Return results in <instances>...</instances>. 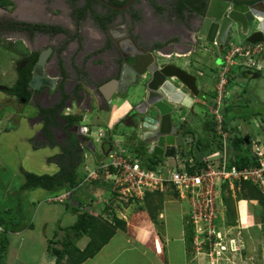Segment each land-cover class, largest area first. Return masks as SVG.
Returning a JSON list of instances; mask_svg holds the SVG:
<instances>
[{
	"label": "crops",
	"instance_id": "1",
	"mask_svg": "<svg viewBox=\"0 0 264 264\" xmlns=\"http://www.w3.org/2000/svg\"><path fill=\"white\" fill-rule=\"evenodd\" d=\"M157 1V3L156 1L152 3V6L155 10L151 7L147 9L148 13H144L143 18L145 17V22L138 24V33H140L145 39H153L154 43H156V46L166 44L167 51L174 52L178 56L181 55V63L177 65L182 66V69L196 77V85L198 89V78L202 77L203 74L202 72L197 71L196 68L197 66H202L205 64L209 66L213 74L211 77L212 83L209 86L207 85L208 83H203V89L206 90V92H204L205 95L201 96L200 92V96L194 98L196 103L198 100H204L206 103H209V101L213 98V87L217 74L223 65V54L226 46H224L223 49H218L216 46L206 45V49H203L204 47H200L199 45L193 48V46L190 45L194 43V38L190 32L188 24V16L191 14L189 7L186 9L178 7L177 10L172 11V13H169L167 16H165L161 11L162 4L160 3V0ZM226 45H228V43ZM104 58L105 57H103V59ZM101 59L95 57L94 62L101 63L100 61L103 60ZM104 61L106 62L107 60L104 59ZM234 68L237 67L231 68L228 86V89H230L234 95L233 99L229 103L232 104L233 109L232 107L230 108V112L228 113V116L226 115V117L225 114H223L224 110H222L221 113L224 119L223 129L225 127V121L227 120L228 122L226 129L230 130L229 128L233 127L231 130L236 131L237 128H241L240 132L242 133V129H245V127L235 122L237 117L234 109L239 103L247 104L249 102V97L255 98L259 104H264L259 101L258 98L261 99L260 96L258 97L257 95L251 94L249 90V86L255 81L261 80L264 83V66L260 69L252 68L247 70L248 72L239 73L237 77H235ZM134 90L135 88H131L126 96L115 94L107 106L102 105L100 100L97 102L92 100L90 109L83 110L84 112L88 113L89 120L86 124L88 127L93 124H97L102 128L104 127L106 132L105 137L101 139L102 145L101 148H99L100 150L93 146L94 150H91V152H94V154L92 155L96 156L97 150H99L100 155L101 152H104L105 155L108 156L112 150L113 141L115 140L118 142L119 140L121 146L131 152V154L134 155L136 159H138L134 153L136 143L131 141L127 137V134L124 133L131 132L132 130V127L129 126L125 121L128 112L136 103L141 100V96L133 93ZM199 91L201 90L199 89ZM196 105H198L199 108L201 107L199 103ZM192 111L194 110L186 111L184 113L185 121L183 119L181 120V124H179V131L184 136L186 133L190 134L195 139V141L199 142V152H197V154L212 152L213 149H217L215 148V146H217L215 141L220 142V139L216 136L215 127L212 125L209 116L207 114L199 115V111H197L199 122L190 123L189 126H186V124L189 122L188 116L190 113H192ZM20 116L21 118L18 120L17 125H13L12 128L9 129L6 128V132L9 133L10 131L11 133V143L9 141L0 140V159H5L3 160V163L0 164V172H2V170L6 171L0 174V189L2 191L4 189L6 191V187L8 186H10V188L11 186H16L18 188L21 185V182L19 181L16 183L14 174L8 173L7 171V166H10V162H8L10 159L8 156L9 154L15 162L16 160L21 161L23 158L30 160L31 157L38 161H42L44 165H46L48 162L46 158L40 157L39 152H37L39 149H41L40 146L39 148L37 147L31 150L30 144L24 141L25 139L30 138L31 135H36V133H39L41 128L39 123L31 122L28 124L27 121H25V115L23 112L20 114ZM227 117H229V119ZM14 127H16L14 130L15 132L12 130ZM192 129L196 130L195 134H193ZM29 131H31V133H29ZM206 133L209 136L204 137ZM8 143L11 145V150L6 152V147L9 148ZM230 150L231 149L229 146L228 151ZM26 159H24L23 162H25ZM231 159L232 155L229 156L230 161ZM177 160V156L173 157V161L177 162ZM163 161H165V159ZM100 162L101 160H97L96 157L93 159V165H97ZM168 163L171 166H174L172 163ZM51 164L53 163H50L49 165ZM53 165L56 166L55 164ZM23 167L24 163H22V165L19 163L20 174H23V171L30 172L28 168L24 170L25 168ZM6 192L8 194L10 190H7ZM101 192L106 194V190L104 188H101ZM148 193L149 194L146 195V198L138 200V202L135 204L136 206L133 208L129 205V209L132 212H127L128 217L127 214L123 213H119L120 217L119 215L114 214L116 218L125 222L124 230L122 231L118 229L112 238L92 258L87 259L81 264H193L189 256L193 249V245L191 242L190 247H188L186 243V226L189 217V207L187 201L179 196L174 189L170 188H167L162 192ZM50 196L51 194L42 189H37L30 192L28 195V201L31 206V212L28 216V220L33 225V228L27 230H17L7 234V248L10 249V245L16 246L17 252L11 248V250L15 252V255H12L14 256L13 260H15V262L20 264H28L17 259L20 241H18V239H12L10 242L9 238H18L21 234L27 235L29 231L36 232L39 229L46 227L48 223H51V221L48 220L45 212L50 210L54 213L53 210L58 211L57 208L53 207L52 210V207H47L49 209L45 210L42 206L43 202L49 204L46 200L50 198ZM251 204H255V201H239L237 204L239 210L238 207L236 208L237 214L239 211L241 213L240 219L242 220L245 218L247 221H249V223L251 221V216H247L245 214L250 209H252ZM61 206L62 208H59V212H65L64 215H69L70 213H68L65 205ZM102 207L105 208L104 205H102ZM18 211L19 209L17 200H12L10 201L9 208L7 206L0 207V217H6V215H9L12 223H15L18 220ZM114 212H116V210H114ZM102 214H106L104 210ZM102 214L101 216L106 219V217ZM56 217L58 216L56 215ZM71 217L72 218L68 220L67 225H73L75 222L76 215L74 214ZM262 222H264V216ZM255 225L253 226V231L259 236L264 234L261 232L260 228L257 231ZM253 231L251 230L254 235L255 233ZM26 238L30 239L31 237ZM88 240L89 239L87 237H83L77 242L76 245L78 246V243L82 241V244L78 246L79 249L82 250L86 246ZM38 251L39 253L36 259V264H54V258L48 254L46 246L39 248Z\"/></svg>",
	"mask_w": 264,
	"mask_h": 264
},
{
	"label": "flooded vegetation",
	"instance_id": "2",
	"mask_svg": "<svg viewBox=\"0 0 264 264\" xmlns=\"http://www.w3.org/2000/svg\"><path fill=\"white\" fill-rule=\"evenodd\" d=\"M155 1L158 2L0 0V40L6 37L9 41L11 39L8 45L16 42L22 45V56L14 69V83L8 88L13 89L26 80V84L16 88L19 97H12L15 102L34 108L36 117H32L30 122L39 123V134L46 145L53 142L62 146L71 136L79 141L82 136L71 130L80 123L86 125L87 121L79 120L75 124L72 118L82 116L84 119V115L77 111L90 109L88 96L99 94L100 85L116 77L123 60L122 53L132 51L128 37L141 47L156 46L153 39H145L137 30L138 24L145 22L144 13L153 8ZM187 1L160 0L161 11L167 16L178 7L186 9ZM11 4L17 6L8 10L13 7ZM95 57H105L107 61L101 59V63H95ZM37 64L46 78H41L33 87L29 83ZM4 89L5 86H0V90ZM100 103L107 106L101 99ZM196 107L198 105H194L192 110ZM183 118L185 121V116ZM125 121H133L129 112ZM131 134L129 139L133 141L136 138L133 132Z\"/></svg>",
	"mask_w": 264,
	"mask_h": 264
},
{
	"label": "water",
	"instance_id": "3",
	"mask_svg": "<svg viewBox=\"0 0 264 264\" xmlns=\"http://www.w3.org/2000/svg\"><path fill=\"white\" fill-rule=\"evenodd\" d=\"M185 6L191 12L188 24L194 38V43L190 44L193 48L199 45L206 49V45L223 49L227 43L241 36L243 39L239 42L243 45L263 46L257 68L264 66V0H188ZM127 39L131 42L132 51L127 54L121 52L123 60L118 74L100 85L99 94L91 93L88 101L92 103V100L97 102L101 99L108 105L115 94L126 96L130 87H135L133 93L141 96V100L129 111L133 121L127 122L133 128L136 138L133 142L144 147L152 158H173L183 141L179 124L184 120V113L193 109L194 98L200 95L196 77L177 65L181 63L182 56L167 51L166 44L146 48L132 37ZM38 64L29 83L33 87L41 78H46ZM74 130L82 136L79 141L86 140L87 128L75 125L71 131ZM242 138L249 145V136L244 128ZM87 148L94 150L91 141H88Z\"/></svg>",
	"mask_w": 264,
	"mask_h": 264
},
{
	"label": "built area",
	"instance_id": "4",
	"mask_svg": "<svg viewBox=\"0 0 264 264\" xmlns=\"http://www.w3.org/2000/svg\"><path fill=\"white\" fill-rule=\"evenodd\" d=\"M262 52L261 44L228 43L223 54V65L214 83L213 98L209 103L204 100H198L196 103L194 100L195 105L199 103L206 107V114L215 127L216 136L220 139L219 148L209 153L198 154L197 160L194 157H182L176 148L175 157L178 159L176 165L171 166L165 159L155 169L149 170L142 167L139 160L121 146L119 140L118 142L114 140L107 162L102 161L90 167L84 163L87 156L83 154L84 177L80 185L103 182L110 187L104 195L110 198L117 197L123 201L142 200L148 192L163 191L165 187L173 188L188 203V223L194 250L202 249L209 256L214 253L218 255L217 247L221 246L222 240L221 228L218 225L220 208L223 207L222 186L228 184L230 189H234L235 183L246 181L258 187L264 194V144L248 135L249 154L257 164L237 169L230 163L228 156V143L233 137L230 135L233 134L223 129L224 119L221 113L234 97L233 93L228 91L231 68H257ZM240 129L237 128L236 131ZM105 134V131H99L98 137L103 138ZM240 134L242 136L241 132ZM184 142L189 148L193 142L192 136L186 135ZM102 197H96L95 203L108 204V199L102 200ZM70 198L69 192H63L53 201L63 203ZM75 203L73 204L77 205L81 212L91 209L89 203Z\"/></svg>",
	"mask_w": 264,
	"mask_h": 264
},
{
	"label": "rangeland",
	"instance_id": "5",
	"mask_svg": "<svg viewBox=\"0 0 264 264\" xmlns=\"http://www.w3.org/2000/svg\"><path fill=\"white\" fill-rule=\"evenodd\" d=\"M11 6L13 7H10V9L8 8V10L13 9L17 5L11 4ZM1 38L2 40H0V86L11 87L13 86V83H14L13 79L15 77V74H14L15 65L19 61V58H21L22 56V50H21L22 45L19 42L8 45V42H11V39L9 41V39H7L6 37H1ZM242 39L243 38L241 36H239L238 38L236 37V39H234L232 43L235 45H239V44L243 45L241 42H239ZM196 69L197 71H200L203 74L202 77L198 78V83H199L198 86H199V89L201 90L200 91L201 96L202 95L204 96L205 95L204 92H206V90L203 89L202 84L208 83L207 84L208 86L211 85L212 83L211 77L213 74H212L211 68L207 66L206 64L202 66H197ZM247 70H249V68H246V67L234 68L235 77H237L239 73L248 72ZM249 87H250L249 90L251 94L257 95L258 97L260 96L262 100L256 96L255 97L258 98L261 103H264V83L261 80L260 81L258 80V81L253 82L252 85H250ZM228 91H231V90L228 89ZM236 106L237 107H235L234 109V112L237 117L235 122L243 125V127H245L246 129L247 135H249L252 139L254 140L257 139L260 141V143L264 144V104L263 105L259 104V102H257L255 98L249 97V102L247 104L239 103ZM197 111H199V115L206 114V108L204 106H201L200 108L196 107L195 110L192 111V113H190V115L188 116L189 122L186 124V126L187 125L189 126L190 123L199 122ZM20 112L24 113L25 121H27L28 124L31 123L30 122L31 118L36 115V111L34 110L32 106H28V105L26 106V105H23L22 103H17L15 102V98H13L12 96L6 93H3L0 90V140L1 141H9V142L12 141V138L10 135L11 133L10 131L9 133L6 132L7 130L6 127L7 125H12V124L17 125V120L13 121L12 119H15V118L20 119L21 118ZM17 113H20V114H17ZM77 113L79 115H84V119L82 116L79 117V119L82 117L81 122L85 123L86 121L89 120L87 112L77 111ZM15 128L16 127H14L12 130L14 131ZM100 128L104 130V127L102 128L100 125H97V124H93L90 126V129H91L90 134L92 137L91 141L93 142L96 149L101 148V145H102L101 139L98 138V132L101 130ZM192 131H193V134L196 133L195 129H192ZM229 131L230 133L233 134L230 136H233V137L236 135L241 136L238 130L237 131L229 130ZM29 133H31V131H29ZM207 136L209 135L206 133L204 137H207ZM24 141L30 144L31 150L37 147L39 148L40 146L41 149H39V151L37 152H39L40 157L46 158L47 161L49 157L57 155L60 152L59 147L58 149L57 147H54V146H53L54 148L53 147L50 148L49 145H46L45 140L41 137L39 133L38 134L36 133V135L34 134L31 135L30 138H27ZM215 142H218V141H215ZM8 145H9V148L6 147V152L11 150L10 149L11 145L9 143ZM41 146H44V147H41ZM229 146H230V142L228 143V147ZM230 149L231 150L228 151V156H231L233 153L231 146H230ZM99 150H97V154L96 156H94L92 155L94 154V152L84 149L83 153L86 156H88V159H86L84 163L91 167L93 165V159L95 157L97 160L99 161L101 160V162L102 161L107 162L108 156L105 155L104 152H101V155H100ZM248 153H249V150H248ZM8 156L10 158L8 161L10 162V166H7V171L8 173L14 174L16 183L18 181L21 182V184L24 182V176L22 173L20 174L19 163L20 165L24 163V167H23L25 168L24 170L28 168V170L31 173H34L37 175L41 173L42 174H53L57 172L58 170L57 166H54L53 164L49 165L51 162L50 163L47 162V164L44 165L42 161H38L33 157H31L30 160L23 158L21 159V161L16 160L15 162L12 159L10 154ZM24 159H26L25 162H23ZM3 160L5 159H0V164L3 163ZM167 160L168 162L172 163V165H176V161H173V158H168ZM78 168L79 169L77 170V172H79L81 176L84 175L82 163L78 166ZM4 172L6 171L2 170L0 174ZM16 188H17L16 186H11V188L10 186L6 187V191L10 190L8 194L5 191V189L3 191L0 189V207L7 206L9 208L10 201L12 200L16 201V196L14 195ZM88 189H90L89 186L80 185L78 188V191H76V194L74 195L81 196V198H83L84 200V198L86 197L85 195H87ZM95 194L97 195V197L100 195L103 196L102 200L106 198L108 199L109 206L107 208L105 207L106 209L104 211L106 214L105 215L102 214V215H104L106 219L109 221L111 220V218L116 217L114 214L119 215V217H120L119 213L127 214L128 211H131L129 209L130 206H132L133 208L134 206H136L135 204L138 202V201H123V200L118 199L117 197H113V198L107 197L106 195H103L104 192H101V188H98L95 191ZM93 196L95 195L93 194L92 197ZM231 197L233 200L236 199L235 192L232 191ZM73 199L76 200V197H74ZM235 202L236 200L233 203L234 218L236 220V223H235V226L233 227L227 226L226 224L227 220H226L224 206L220 208L218 225L221 228L222 240L220 242L221 246L217 247V251L219 254L216 255V253H214L212 256H209L205 254L202 249H200L199 251H196L194 250L192 246L193 249L189 256L193 264H264V234L259 236L256 234V232L253 231V226L256 224L255 227L257 228V231L260 228L261 232L264 233V230H263L264 222L259 220L260 217L258 215L260 207L257 206L256 202L255 204H251L252 209H250L245 214L247 216L249 215L251 216L250 218L251 221L249 223V221H247L245 218H243L242 220L240 219L241 213L239 211L237 214V211H236V208L238 207L237 205L238 202L236 203ZM49 205H55V206H49ZM42 206L44 207L43 209L45 210L49 209L47 207H52V210H53V207H56L58 211H55V210L53 211L58 217H56V215L52 211L48 210L45 212V214L48 217V220L51 221V223H48L46 227H43L36 232L29 231L27 235L21 234L20 237L18 238H15V237L9 238L10 242L12 239L13 240L18 239V241H20L17 259L22 260L28 264L37 263L36 259L39 253L38 249L42 248L43 246H47V240L51 239L54 236V234H57L55 239H58V240L63 239L67 235H71V233H68L70 232L69 230L63 231V229L71 226V225H67V222L70 218H72L71 216H73L74 214H72V212H69V211H68V213H70L69 215H64L65 212H59V208H62V206L58 204H47L46 202H43ZM100 206L101 208L97 209L95 211L96 213L101 212V210L103 209L102 205ZM255 208H258V210L255 211L254 210ZM114 210H116V212H114ZM238 210H239V207H238ZM127 217H128V214H127ZM251 222H252V225H251ZM187 225L190 226L188 222H187ZM251 230L255 233L254 235L251 232ZM26 237H31V238L27 239ZM82 241L78 243V246L82 244ZM57 246L60 247V245H57ZM220 247H224V249L221 250ZM9 248L10 249L7 248L6 254L4 256V264H20V263L15 262V260H13L14 256H12L13 254L15 255L14 251H16V246L10 245ZM11 248L14 251L11 250Z\"/></svg>",
	"mask_w": 264,
	"mask_h": 264
},
{
	"label": "trees",
	"instance_id": "6",
	"mask_svg": "<svg viewBox=\"0 0 264 264\" xmlns=\"http://www.w3.org/2000/svg\"><path fill=\"white\" fill-rule=\"evenodd\" d=\"M1 3V2H0ZM3 3V2H2ZM26 84V80L21 81L16 87L13 89L5 86L4 90H1L3 93H6L11 96L19 97V94L16 92V88ZM232 104H227L223 109L225 114L228 116L230 112V108ZM233 109V107H232ZM21 113V112H20ZM17 113V114H20ZM15 117V116H14ZM229 119V117H227ZM235 118V117H234ZM245 119V118H244ZM13 121L18 120L17 118L12 119ZM72 123H78V121L82 120V117L72 118ZM246 120V119H245ZM227 120L225 121V130L227 125ZM12 125H7V129L12 128ZM240 133V131H239ZM188 133H186L187 135ZM185 135V136H186ZM192 144L188 145L182 141L181 146L177 147L178 152L182 154V157H194L195 160L198 159L199 152V142L195 141L192 137ZM215 148L220 147V142H216ZM59 147L60 152L57 155L48 158V162L55 164L58 167L57 172L53 174H34L31 172L23 171L24 182L15 190L14 195L16 196V200L18 203L19 216L18 221L16 223H12L9 215L6 217H0V264H4V256L7 250V242L6 237L10 232H15L17 230L22 229H32L33 225L28 220V216L31 212V206L28 201V195L30 192L42 189L45 190L49 194H54L57 192H69L73 201L78 202V204L89 203L88 205L91 207L90 211L81 212L78 210L77 205H70V203L65 204V208L67 211L72 212L76 215L75 222L70 227L64 228L63 231L69 230L71 235H67L61 240L55 239L57 234L51 239L47 240V252L50 256L54 258V264H81L89 258H92L115 234V232L120 229L124 230L125 222L113 217L111 221L104 219L101 214L103 210H105L109 204L104 205L102 211L100 213H96L95 211L99 209L101 203L96 204L97 195L95 191L98 188H104L105 190H109V186L103 182H93L87 186L90 189L87 190L86 197L81 198V196H75L76 191L80 184L82 183L84 175H80L77 172L78 166L82 161V154L80 148L78 146V141L73 136L70 139L64 141V145H58L56 143H51L49 147ZM230 146L232 148V159L230 163L234 165L237 169H241L247 166L256 165L257 162L254 160L248 153L249 146L246 145L243 141L242 136H234L230 140ZM195 147V148H194ZM134 153L136 157L139 159L142 167L146 169L153 170L157 165H159L165 158L158 157H150L146 154L144 147L135 146ZM146 156V157H145ZM142 161V162H141ZM224 193L222 195V203L225 208V215L227 220V226H235L236 220L234 218V207L233 203L239 201H255L257 206L260 207L258 212L259 220H263L264 216V194L260 191V189L249 182L241 181L239 183H235L234 189H230L228 184H224L222 186ZM235 192L236 199L233 200L231 197V193ZM95 195L92 197V195ZM146 193L144 198H146ZM228 194V195H227ZM101 196V195H100ZM76 197V200L73 198ZM133 201V200H129ZM235 202V203H236ZM258 210V208H255ZM87 237L89 240L84 247V249L80 250L77 247V242L83 238ZM192 242V234L190 226H186V243L187 246L190 247ZM57 245H60L58 247Z\"/></svg>",
	"mask_w": 264,
	"mask_h": 264
},
{
	"label": "clouds",
	"instance_id": "7",
	"mask_svg": "<svg viewBox=\"0 0 264 264\" xmlns=\"http://www.w3.org/2000/svg\"><path fill=\"white\" fill-rule=\"evenodd\" d=\"M80 125H82V126H84L85 128H87V130H88V134L85 136L86 137V140L83 142H81V141H78L79 142V147H80V151H81V154H82V161H81V163L83 164V150L84 149H87V150H89V151H91L90 149H88L87 147H85L87 144H85V143H88V141H91V134H90V132H91V129H90V127H88V125H83L82 123H80ZM132 130H131V132H124L125 134H127V137L128 138H130V135H131V133H132V131H133V128H131ZM100 131H103V130H100ZM99 133V132H98ZM188 135H190V134H188ZM246 135H247V133H246ZM123 136H125V135H123ZM182 137H183V139H184V135H182ZM98 138H100V137H98ZM104 138V137H103ZM103 138H100V139H103ZM92 142V141H91ZM92 144H93V142H92ZM80 145H82L83 146V148H81V146ZM94 146V145H93ZM176 151H177V149H176ZM175 153H177V152H175ZM175 157V156H174ZM87 159H88V156H87ZM165 159H168V158H165ZM140 162V161H139ZM83 172V171H82ZM83 174H84V172H83ZM167 188H170V189H173V188H171V187H165L164 189H163V191L165 190V189H167ZM63 192H65V191H62V192H57V193H54V194H51V196H50V198H48L46 201L49 203V204H58V205H65L66 203H68V202H70L71 203V205L73 206L74 204L73 203H75V201H73L72 200V198H70V199H68V200H66V201H64L63 203H59V202H55V201H53V199L54 198H56L57 196H59V195H61ZM153 192H162V191H153Z\"/></svg>",
	"mask_w": 264,
	"mask_h": 264
}]
</instances>
